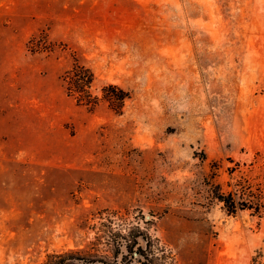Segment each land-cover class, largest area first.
<instances>
[{
	"label": "rangeland",
	"instance_id": "obj_1",
	"mask_svg": "<svg viewBox=\"0 0 264 264\" xmlns=\"http://www.w3.org/2000/svg\"><path fill=\"white\" fill-rule=\"evenodd\" d=\"M136 236L264 264V0H0V264Z\"/></svg>",
	"mask_w": 264,
	"mask_h": 264
},
{
	"label": "trees",
	"instance_id": "obj_2",
	"mask_svg": "<svg viewBox=\"0 0 264 264\" xmlns=\"http://www.w3.org/2000/svg\"><path fill=\"white\" fill-rule=\"evenodd\" d=\"M80 72H74L72 80L75 82V84L81 83V80H89L88 78H84L83 76H80ZM85 83H89V81H85ZM88 85V84H87ZM85 87V86H84ZM66 89L69 90L70 86H66ZM85 89V88H84ZM118 90V93L116 92ZM69 93V91H68ZM70 96L75 97L74 93H69ZM125 95L123 94L122 90L116 86H108L104 89L103 99L107 100H118L123 101ZM81 98H77V102L80 104H85L83 101L80 100ZM95 106V105H94ZM219 199L224 201L225 205L232 206L235 210L237 208L243 209L247 205L243 204L241 201H237L232 194H229L227 196H219ZM261 202L257 201L254 204H250L248 206L249 208L255 207L257 211H260L261 208ZM138 236L135 237L136 240L133 241L127 239L124 242L118 241V245H116L117 251L114 252V257L116 258L114 264H151V260L148 258L147 255H145V252L143 250V246L140 244V241H137ZM137 253V255L135 254ZM91 256L94 255L93 253L90 254ZM96 257V256H95ZM90 257V256H84L77 252H66V253H60V254H53L49 255L46 261H44L41 264H71L72 262H96L97 258ZM106 264H110L109 262Z\"/></svg>",
	"mask_w": 264,
	"mask_h": 264
}]
</instances>
